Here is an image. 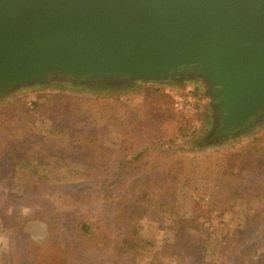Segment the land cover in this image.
<instances>
[{"label": "trees", "instance_id": "1", "mask_svg": "<svg viewBox=\"0 0 264 264\" xmlns=\"http://www.w3.org/2000/svg\"><path fill=\"white\" fill-rule=\"evenodd\" d=\"M58 87L45 93L50 98L51 126L40 143L27 142L16 125L22 113V97L0 103V235L22 233L30 224L46 225L41 243L20 239L19 250L29 255L24 264H71L74 254L80 252L95 255L91 264H204L189 252L205 243L187 230L198 233L214 219L222 220L234 208L230 201L243 204L242 220L246 223L242 230L234 228L214 239L219 255L231 257V264H246L264 249V130L215 154H187L177 144L179 137L187 134L186 126L177 128L174 139L165 143L138 138L140 121L149 119L153 103L163 105L167 112L172 110L173 97L162 89H147L146 100L131 105L122 97L140 89L135 86ZM132 108L139 111L134 113ZM110 127L121 129V141L111 140ZM198 144H190L191 151L200 149ZM56 158L68 159L70 166L76 163L85 170L100 172L103 181L97 185V192L106 206L116 207L113 213L91 220L79 211L55 209L50 194L41 197L43 188L55 187L50 184L49 168ZM24 165L29 186L39 193L9 191L7 174ZM199 181L202 185L210 183L212 189L207 195L196 194L191 217L180 219L176 225L180 230L177 253H166L152 240L131 234L137 224L124 213L125 205L149 203L156 197L155 184L162 183L164 189L187 188ZM253 202L258 205L252 206ZM249 227L254 232L246 241ZM205 235L204 241L210 234ZM9 244L17 248L11 239Z\"/></svg>", "mask_w": 264, "mask_h": 264}, {"label": "water", "instance_id": "2", "mask_svg": "<svg viewBox=\"0 0 264 264\" xmlns=\"http://www.w3.org/2000/svg\"><path fill=\"white\" fill-rule=\"evenodd\" d=\"M181 83L200 88L222 141L250 137L264 122V0H0V103Z\"/></svg>", "mask_w": 264, "mask_h": 264}, {"label": "rangeland", "instance_id": "3", "mask_svg": "<svg viewBox=\"0 0 264 264\" xmlns=\"http://www.w3.org/2000/svg\"><path fill=\"white\" fill-rule=\"evenodd\" d=\"M58 86L41 87L38 90L22 93L17 95L22 97V113L19 122L16 124L19 132L26 135L27 142L35 141L40 143L46 138V133L50 130V113L49 101L47 92H51ZM63 87V86H62ZM140 89L132 91L122 97L123 101H128L131 105H137L146 100L150 93L147 89H162L173 97L174 104L172 110L166 111L164 106L158 103H153L149 109V119L140 121L141 133L138 138L147 139L152 143H165L170 138L174 139L173 133L177 128L186 126L188 129L187 136L179 137L177 144L180 148L186 150L187 154H215L221 148H226L234 145L235 142H244L249 139L246 137L240 140L233 141H217L208 145L204 142L205 132L210 123V108L207 98L201 93L200 88L191 83L177 84L170 87L155 88L151 86H135ZM59 88V87H58ZM196 93V94H194ZM46 95V99H42ZM50 95V93L48 94ZM14 96V97H17ZM13 97V98H14ZM12 98V99H13ZM191 98V111L185 110V103ZM42 99V100H41ZM11 100V99H10ZM8 100V101H10ZM5 101V102H8ZM189 102V101H188ZM3 103V102H1ZM134 113L139 109L132 108ZM100 118L97 117L96 120ZM264 130V122L257 130L253 132L261 133ZM109 136L111 140L119 142L122 138V131L117 127L109 128ZM136 139V137L134 138ZM194 146L200 145V149L191 151L190 144ZM204 143V144H203ZM154 173L160 170H153ZM49 178L54 188L47 186L39 191L32 186H29V172L26 166H17L9 174L7 178L9 181V191L14 194L27 195L32 191L46 197L50 194L51 203L54 208L61 211L73 212L79 211L87 214L91 220L99 218H106L115 210V206L108 207L101 200L97 192V185L103 181L100 172L95 173L91 170H85L79 164L70 166L69 160L66 158H56L52 160L49 168ZM204 183V182H203ZM163 184H155L153 186L155 198L151 197L149 203L125 205L123 207L124 213L134 220L136 228L132 231V235L138 239H149L155 242L157 247L166 253H177V243L180 237L179 223L180 219H188L191 217L196 204V194H205L212 189L210 183H202L199 181L187 188L174 186L171 189L162 188ZM234 208L230 213L224 216L222 220L214 219L212 223H207L198 230V233L193 234L200 243H205L202 247H193L190 251L192 257L198 260L203 259L204 264H231L232 258H222L214 243L215 238H221V235L228 230L238 228L242 230L244 224L242 217L244 214V206L239 201H230ZM252 206H257L256 202L251 203ZM109 213V214H108ZM175 222H172V219ZM108 219V218H107ZM110 230L114 233L112 224H108ZM205 232L210 235L208 240H205ZM254 228L249 227L248 233L244 236V240L250 241L252 239L249 233H253ZM46 234V225L42 223L30 224L28 228L22 233L10 235H0V264H24L29 261L27 252L20 251L19 241L31 240L37 244L41 243ZM15 241L17 248L11 247L9 240ZM95 255L84 254V252L75 253L71 264H91L94 263ZM96 262V261H95ZM110 264V263H109ZM145 264V263H143ZM246 264H264V249H261L252 262Z\"/></svg>", "mask_w": 264, "mask_h": 264}, {"label": "flooded vegetation", "instance_id": "4", "mask_svg": "<svg viewBox=\"0 0 264 264\" xmlns=\"http://www.w3.org/2000/svg\"><path fill=\"white\" fill-rule=\"evenodd\" d=\"M204 136H205L204 142L207 143L208 145L223 140V138L217 134V125L215 124H212V126L210 124L209 127H207V131L205 132ZM224 136L229 137L230 135L224 134Z\"/></svg>", "mask_w": 264, "mask_h": 264}, {"label": "built area", "instance_id": "5", "mask_svg": "<svg viewBox=\"0 0 264 264\" xmlns=\"http://www.w3.org/2000/svg\"><path fill=\"white\" fill-rule=\"evenodd\" d=\"M189 101V102H188ZM188 101L185 103V110L190 112L191 111V98H188Z\"/></svg>", "mask_w": 264, "mask_h": 264}]
</instances>
